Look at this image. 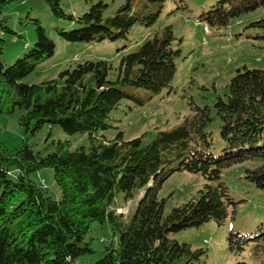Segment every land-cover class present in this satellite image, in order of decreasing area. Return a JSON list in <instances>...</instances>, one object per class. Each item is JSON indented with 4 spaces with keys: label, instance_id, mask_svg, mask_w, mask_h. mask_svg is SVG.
I'll use <instances>...</instances> for the list:
<instances>
[{
    "label": "trees",
    "instance_id": "16d2710c",
    "mask_svg": "<svg viewBox=\"0 0 264 264\" xmlns=\"http://www.w3.org/2000/svg\"><path fill=\"white\" fill-rule=\"evenodd\" d=\"M15 1L0 0V113L20 111L24 138L15 149L0 140V264H76L94 251L87 236L96 222L110 224L119 237L105 246L94 264H201L205 250L170 234L212 219L224 224L230 208L240 202L220 181L227 167L259 161L245 170V177L264 191V69L237 70L227 99L219 96L215 101L221 121L219 144L208 129L216 118L213 109L193 104L192 114L182 123L160 129L151 138L152 133L145 132L124 140L119 132L109 140L100 132L111 127V114L123 100L144 106L165 90L172 91L181 51L172 27L124 55L116 79L109 77L113 69L109 61L87 60L63 70L58 78L28 84L23 79L55 54L56 43L42 22L33 19L34 46L14 63H4L7 44L1 35L16 32L6 25L3 10ZM43 1L55 17L76 25L71 31L55 27L64 39L102 42L127 38L134 27L154 24L166 0H149L158 5L153 12L137 9V0H125L108 17L104 15L108 5L102 0L79 17L66 13L61 0ZM259 8H264V0H218L199 18L211 26L227 27L232 19ZM250 26L264 30V17ZM53 125L69 134L88 133L89 147L72 149L69 140H53L46 155L35 150L30 138ZM44 168L54 171L60 198L32 178ZM176 171L200 173L208 183L164 217L165 201L159 199V191ZM140 191L143 194L126 221L116 198L123 194L129 201ZM227 244L234 253L253 246V255L259 258L264 253V223L253 235L229 232ZM255 264H264V258Z\"/></svg>",
    "mask_w": 264,
    "mask_h": 264
},
{
    "label": "rangeland",
    "instance_id": "374dc122",
    "mask_svg": "<svg viewBox=\"0 0 264 264\" xmlns=\"http://www.w3.org/2000/svg\"><path fill=\"white\" fill-rule=\"evenodd\" d=\"M97 1L99 0H61V6L66 13L79 17ZM102 1L108 5L104 10L106 17L115 15L125 3V0ZM217 1L166 0L154 24L134 27L127 38L116 41L73 42L64 39L55 27L60 26L71 31L76 28L75 24L55 17L50 6L43 0H18L3 10L6 25L16 32H3L1 35L7 44L3 60L5 64H12L34 46L37 32L33 19H39L48 35L54 39L56 52L26 76L23 82L31 84L58 78L63 70L75 68L87 60L109 61L113 65L109 77L116 79V69L124 55L135 51L138 45L171 26L176 36L175 46L181 50L176 61L178 71L172 82V91L165 90L144 106L123 100L119 109L111 114V127L100 132V135L111 140L119 132H123L124 140H130L150 132L151 138L160 129H170L182 123L192 114V104L208 105L216 117L208 129L213 132L214 143L219 144L221 121L215 114V101L219 96L227 99L229 83L237 70L264 69V30L250 26L251 22L264 17V8L232 19L227 27H215L200 21L199 17ZM135 7L153 12L158 5L149 0H137ZM19 117V110L12 114L0 113V140L10 149L18 147L24 138V128ZM53 140H69L72 149L82 146L88 148L90 145L88 133L69 134L59 125L45 126L30 138V143L35 150L46 155L51 151ZM257 165L259 161L247 160L223 169L220 181L228 186L234 199L240 201L230 208L231 214L223 225L212 219L200 227L170 234L171 238L188 243L194 249L205 250L201 264H234L238 261L255 264L257 259L264 258V253L259 258L253 255V246L241 253H234L227 244L229 232L239 231L253 235L257 233L261 223H264V191L245 177V170ZM32 178L44 185L52 197L60 198L61 192L52 169L37 171L32 174ZM207 183L200 173L176 171L159 191V199L165 201L164 217L173 208L197 196ZM142 194L143 191H140L129 201H125L123 194L117 196L118 212L124 215L126 221L133 215ZM114 234L110 224L94 223L87 236L94 251L78 258L76 264H94L104 255L105 246L114 239L117 241L119 233L115 236Z\"/></svg>",
    "mask_w": 264,
    "mask_h": 264
},
{
    "label": "bare ground",
    "instance_id": "6f19581e",
    "mask_svg": "<svg viewBox=\"0 0 264 264\" xmlns=\"http://www.w3.org/2000/svg\"><path fill=\"white\" fill-rule=\"evenodd\" d=\"M0 33H1V30H0Z\"/></svg>",
    "mask_w": 264,
    "mask_h": 264
},
{
    "label": "built area",
    "instance_id": "2783aa9c",
    "mask_svg": "<svg viewBox=\"0 0 264 264\" xmlns=\"http://www.w3.org/2000/svg\"><path fill=\"white\" fill-rule=\"evenodd\" d=\"M44 182V181H43Z\"/></svg>",
    "mask_w": 264,
    "mask_h": 264
}]
</instances>
